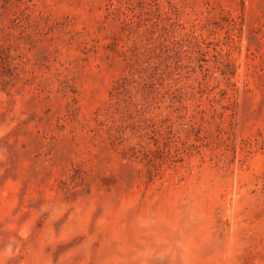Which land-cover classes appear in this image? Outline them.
<instances>
[{
    "label": "rangeland",
    "instance_id": "rangeland-1",
    "mask_svg": "<svg viewBox=\"0 0 264 264\" xmlns=\"http://www.w3.org/2000/svg\"><path fill=\"white\" fill-rule=\"evenodd\" d=\"M0 264H264V0H0Z\"/></svg>",
    "mask_w": 264,
    "mask_h": 264
}]
</instances>
